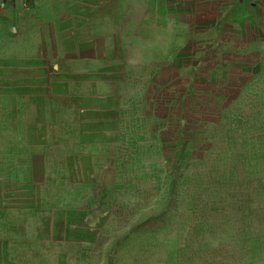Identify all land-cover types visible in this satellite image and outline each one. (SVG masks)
Returning <instances> with one entry per match:
<instances>
[{"label":"rangeland","instance_id":"obj_1","mask_svg":"<svg viewBox=\"0 0 264 264\" xmlns=\"http://www.w3.org/2000/svg\"><path fill=\"white\" fill-rule=\"evenodd\" d=\"M76 23L37 79L0 67V261L264 264V64L236 86L230 34L179 57L129 22L117 56L114 22Z\"/></svg>","mask_w":264,"mask_h":264},{"label":"crops","instance_id":"obj_2","mask_svg":"<svg viewBox=\"0 0 264 264\" xmlns=\"http://www.w3.org/2000/svg\"><path fill=\"white\" fill-rule=\"evenodd\" d=\"M77 17L96 19L105 28L114 22L111 48L117 56L125 49L123 33L129 22L163 28L168 34L165 48H174L179 57L188 53L189 36L196 42L192 35L207 27L218 36L230 34L228 41H218L214 54L219 65L240 70L236 86L242 85V73L264 64V0H0V67H9L26 83L42 76L41 67L59 58L61 44L75 43ZM172 34L181 38L172 42ZM107 47L101 37L99 49ZM92 263L90 256L74 250L55 264Z\"/></svg>","mask_w":264,"mask_h":264}]
</instances>
